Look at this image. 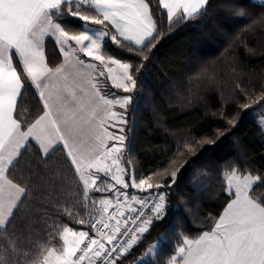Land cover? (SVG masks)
<instances>
[{
	"label": "snow or ice",
	"instance_id": "1",
	"mask_svg": "<svg viewBox=\"0 0 264 264\" xmlns=\"http://www.w3.org/2000/svg\"><path fill=\"white\" fill-rule=\"evenodd\" d=\"M213 7L228 14L222 23L235 29V43L264 31V0H0V264H125L153 232L133 264H264V194L256 192L264 166L231 161L222 173L208 172L196 148L216 141L186 133L174 137L159 167L145 169L126 143L128 109L137 107L153 49L166 34L210 19ZM117 49L127 55L117 58ZM195 78L215 84L214 63L198 61ZM230 100L217 113L227 128L239 126L240 112L264 128V85L236 84ZM58 151L79 191L56 189L51 213L37 225L28 205L43 183L40 171L19 169L31 155L45 170ZM190 172L197 195L214 175L226 184L222 211L194 237L169 212L173 196L187 203L174 189ZM37 226L46 243L30 238Z\"/></svg>",
	"mask_w": 264,
	"mask_h": 264
},
{
	"label": "trees",
	"instance_id": "2",
	"mask_svg": "<svg viewBox=\"0 0 264 264\" xmlns=\"http://www.w3.org/2000/svg\"><path fill=\"white\" fill-rule=\"evenodd\" d=\"M210 13L211 18L208 20L197 18L186 27L166 34L157 48L153 49L154 62L146 74L142 73L140 76L143 89L135 98L137 107L128 109L126 133L130 140L126 143L131 144L138 163L145 169L159 167L171 155L169 150H174L177 142L174 137L186 133L198 140L207 137L216 141L213 146L196 148L197 154L204 152L201 159L208 172L216 174L219 169L222 173L225 164L231 161L237 164L248 162L255 168L264 166V130L258 124L255 114L245 115L240 112L239 126L231 129L220 122L217 114L221 106L224 110H229L236 84H241V87L249 84L254 88L264 85V31L257 29L245 38L244 44H238L229 39L235 34V29L222 23L228 14L215 7L210 9ZM238 19L242 18H230ZM197 20L200 22L197 23ZM243 26L237 24L236 29ZM226 49L229 51L225 52ZM115 54L117 58L127 55L118 49ZM198 61L214 63L217 72L215 84L208 83L203 78H195ZM189 76L194 78L189 79ZM221 93L223 97L229 98L227 103L221 99ZM31 106L32 101L29 100L26 108L30 110ZM230 110L236 114L234 108ZM217 129L225 135L217 136ZM41 162L39 157L26 155L19 169L20 175H25L28 168L34 172L40 171L43 183L33 186L36 194L30 197L31 203L28 205V215L37 225L51 213L49 200L55 203L56 189L66 193L79 191L77 181L59 151L48 160V168L45 170L37 168V164ZM191 175L190 172L185 183L174 189L187 203L184 204L173 196L169 201V212L173 221L179 220L183 225L181 231L194 237L209 230V215L216 218L222 211V187H226V184L222 185L219 182L221 177L214 175L211 187L197 195L190 183ZM256 192L264 194V186L257 185ZM177 203L181 205L179 209L171 207ZM45 235L43 228L37 226L33 228L30 238L38 243H46ZM156 235L153 232L145 245L148 241H154ZM145 245L135 249L133 255L125 260V264L140 257L145 251ZM56 246H59L58 242ZM159 247L162 254L167 255L171 245L164 242ZM152 259L155 257L144 260Z\"/></svg>",
	"mask_w": 264,
	"mask_h": 264
},
{
	"label": "crops",
	"instance_id": "3",
	"mask_svg": "<svg viewBox=\"0 0 264 264\" xmlns=\"http://www.w3.org/2000/svg\"><path fill=\"white\" fill-rule=\"evenodd\" d=\"M117 110H119V108L117 107ZM264 130V128H263ZM115 131H119V129H115ZM124 132L126 133V128L124 129Z\"/></svg>",
	"mask_w": 264,
	"mask_h": 264
},
{
	"label": "rangeland",
	"instance_id": "4",
	"mask_svg": "<svg viewBox=\"0 0 264 264\" xmlns=\"http://www.w3.org/2000/svg\"><path fill=\"white\" fill-rule=\"evenodd\" d=\"M148 257H149V256H145V257H144V259H145V258H148ZM129 264H133V260H132V261H130V263H129Z\"/></svg>",
	"mask_w": 264,
	"mask_h": 264
}]
</instances>
